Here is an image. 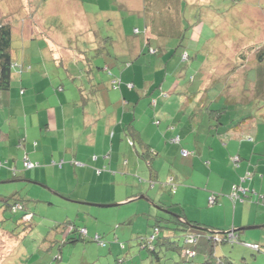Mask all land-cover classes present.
Listing matches in <instances>:
<instances>
[{"label":"rangeland","instance_id":"1","mask_svg":"<svg viewBox=\"0 0 264 264\" xmlns=\"http://www.w3.org/2000/svg\"><path fill=\"white\" fill-rule=\"evenodd\" d=\"M95 1L93 0L92 11L96 9ZM181 1V23L187 30H191L188 29L190 26H201L199 28V37L196 40L189 39V36L184 39L181 37L175 38V40H172L174 42L172 50L174 49L177 54L172 52L169 56L159 51L157 54L152 55L148 53V49L142 47L139 59L151 64L150 68L153 67L152 62H154V68L152 71L147 68L137 82L130 81L133 84L129 83L132 88L134 85L135 92H147V89L154 81V77L156 86H164L161 90L166 98L158 99L157 108L164 106V110L167 113V117L165 115L166 119L164 116L158 117L154 114L152 116L145 112L147 109L150 112L155 110L149 108L148 97H142L138 101V109L140 108L142 113L141 119L138 120L139 126L147 135V139L159 144V146L158 144L155 145L158 147V151L163 153V158L156 157L153 161V168L164 169L153 185L149 182L148 176L143 178L141 174L131 172L125 188L126 173L114 176L112 180L113 191L114 193L121 192L117 197L124 199L123 194L130 191L134 198L137 196L143 197V195L146 198L143 197L117 207L102 209L86 207L90 212L92 210L95 212L96 225L105 230L103 235L105 234L107 239L103 237L102 240L106 242V245L107 242L113 241L116 236L119 241L125 244V252L129 250L131 254L124 256L121 253L123 251H120V253L116 252L109 255V245L106 248H101L91 241H79L73 245L67 244L59 250L58 244L60 245L61 243V236L59 235L60 238L57 239L58 236L56 237L57 234L56 232L54 233L56 230L54 226L67 220L75 222L80 228H83L86 224L95 225V223H90V220L87 219L88 214L77 212V208H84V205H76L78 204L76 202H74L76 203L74 205L69 204L68 201L72 202L73 200H66L60 197L46 186L45 188L40 186L37 188L27 183L19 182L0 184V198L14 197L23 201L24 208L33 215V218L24 227L21 223L16 222L20 218V212L15 215H12L9 209L4 212V220L0 222L2 229L0 230V264H196L199 260L200 264H203L204 260H201V254H197V257L193 260H186L185 262L179 257L178 253L171 251L166 252L167 254L157 263L154 257L146 250H139L135 245L137 237H147L152 234L156 223L160 227L166 228L162 232L168 233L170 230L167 228L172 229L174 227L172 223L173 215L178 213V209L179 211L181 210V207L169 204L172 202L171 197H173V194L171 190L173 185L167 181V170L170 169V160L172 158L170 156L166 157L169 151H165V146L167 143L170 149L172 144H169L167 139L162 137L163 134L161 132H159L158 139L154 138V132L161 128L154 125V123L156 121H160V124L168 123L178 128V130L180 129L177 134H180V131L183 130L181 132V142L184 140L183 149L193 152L195 157L198 155V146L199 148L205 147L207 154L212 153L216 156L219 168L215 169V173L220 177L219 179L212 177L209 184L204 183L202 185L197 174L193 178V181L195 180L196 182L194 183L195 187L207 191L209 196L211 194L216 195V202L213 203L215 207L219 206L223 196H225L223 190L226 187L227 179H224V177L238 173L239 168L243 169V167L250 169L252 173L256 159L260 160L259 165L263 167L264 125L261 123L264 122V99L254 96L252 88L253 80L257 74L253 52L264 43V0ZM77 2V0H0V19L5 18L6 20V15H9V22L13 27L11 49L14 60L21 61V64L25 65H21L22 67L27 68L30 65L32 69L33 65L30 59H42V56L36 50L44 46V39L34 40V37L38 36L37 32L39 29H57L58 36L64 38L65 43L71 44L75 48L80 45L82 47L85 45L99 47L96 41L92 42L90 39L92 35L87 33L88 30L85 28L87 19L80 17ZM90 2L91 0L87 4H90ZM22 3L26 4L25 7L28 9L22 8ZM31 4L33 10L30 12ZM114 6L116 7V5ZM32 12L35 14L33 19L30 17ZM166 12H170V10H166ZM108 15L113 16V14ZM114 17H117V15L114 14ZM126 21H129V19L127 18ZM87 25L89 24L87 23ZM97 28L102 35L105 31H108L111 35L113 33V26L106 28L105 25L101 27L97 23ZM74 31L78 34H83V37L77 38L70 35V33L75 34ZM30 34L34 35L32 36L33 40L27 38ZM112 36L116 44L107 45V49L114 54L118 41L114 35ZM74 37L80 45L77 44ZM137 38L142 44L141 36L138 35ZM85 39H87L88 44ZM100 42L102 43L101 40ZM149 47L155 49L157 43L155 41L151 42ZM182 47L188 51L190 59L187 62L181 59V55L179 59ZM88 55H93V53H88ZM194 55H196V58L191 60ZM71 59H73V56ZM118 59L119 63L115 59L113 62L118 69L122 70L127 69L126 65L128 66V64L129 68L137 67L135 69H139L141 64L130 59V57ZM103 60H105L107 67L113 65L112 61H109L108 57L104 56H101L98 63L102 64ZM47 66L54 73L57 71L59 73L61 70L50 65ZM179 69H185L179 76V88H172L170 91L171 82L175 81L171 76H176L180 71ZM41 72L44 71L42 70ZM114 74L118 77V70H114ZM109 79V76L104 75L103 82L104 80L105 82L102 86L107 87L109 92H114L115 90L108 89ZM66 83L68 84V82ZM122 83L124 82L122 81ZM126 84L124 83V85ZM155 90L153 88L149 91L154 94ZM66 92L72 91L67 88ZM170 93L172 94L170 95ZM156 96L158 97V94H155L153 98ZM221 109H225V111L218 117L220 122H217L216 118ZM1 110L5 111V109ZM246 117L247 119L243 121ZM236 122H240V131L242 130V133L237 138H234L231 134L232 132L228 131V127H231ZM214 126H218L217 130H215ZM121 141V157L130 154V149L135 157L134 148L124 135L121 137ZM241 143L244 146H240ZM253 144L257 147L256 151H261L256 154L255 160L253 158ZM134 147L137 151H140L137 143L134 144ZM179 150L180 146H178L177 151L179 152ZM97 156L102 157V155ZM143 163L141 162V164ZM207 163L208 161L204 164L207 165ZM93 169L97 170L94 167ZM250 172L239 178V184L250 180ZM174 187H176L175 183ZM117 203L120 202H113L107 205ZM179 203L188 214L202 212L198 210V207H200L198 197H185L180 199ZM158 205L169 206V214L159 210ZM202 213L204 218L211 222L219 220V216H214L208 211ZM221 218L222 223H224L223 217L220 216ZM3 230L13 233L15 236L9 234L3 236ZM49 232L50 235H48ZM122 232L126 234L125 236H128V239L133 240H128V243L124 242L120 235ZM171 232L173 239L176 240V243H179L181 241V232ZM253 232L256 231L251 230L245 233L253 234ZM198 236V245L200 247L206 237L204 235ZM55 239L59 243L50 247L49 241ZM243 241H246L247 244H252V240ZM261 245H264V239ZM222 246L227 248L228 252L234 253L237 261L235 264H261V259L264 257V251L260 252L263 254L262 257L260 253L253 252L250 249H242L244 248L243 246L240 248L242 250L239 251L240 249L235 247L240 246L239 244L234 247L228 244H223ZM220 247L221 244L217 245V249ZM207 249L209 251L210 246ZM56 257L59 260H55ZM119 260H122V263H119Z\"/></svg>","mask_w":264,"mask_h":264},{"label":"crops","instance_id":"2","mask_svg":"<svg viewBox=\"0 0 264 264\" xmlns=\"http://www.w3.org/2000/svg\"><path fill=\"white\" fill-rule=\"evenodd\" d=\"M77 1L80 17L87 19L85 28L88 30L87 33L92 35L90 37L92 42L98 41L97 43H101L100 39H107L105 49L109 55L106 57H108L109 61H112L113 65L111 66H117L113 62L114 59L119 63L118 58L126 57L141 63L139 69H135L137 67L129 68L128 64V66L126 65L128 68L125 70H118L117 67L111 68L110 65L107 67L105 64L103 73L107 74L108 72L109 75L111 74L110 76L106 75L110 79L115 76L114 70H121L120 77L124 83L137 82L143 76L145 70L150 68L151 64L139 59L141 48H146L144 39L150 40V42L155 41L158 51L164 52L167 56L172 52L173 54L175 53L174 49L172 50L174 42L169 40V37H165L166 34H163V32L178 23L184 28L181 23V0H113V3H109V6L106 4L108 0H96V9L94 11H92L93 0H91L89 6L84 5L89 0ZM166 10H170V12L165 13ZM108 14H113V16ZM114 14L117 17H114ZM127 18L129 21H126ZM163 19L165 20L162 21ZM97 23L100 26L105 25L106 28L113 26L112 35L118 41L114 54L107 49V45L116 44L113 36L108 31H105L102 35L97 28ZM134 30H137L138 34L135 35L133 33ZM74 33H70V35L79 38L83 37L81 33L78 34L76 31ZM189 33L191 40H196L199 36L194 27L191 28ZM37 35L34 40L44 39V46L36 50L42 56V59H30L33 65L32 69L30 65L22 70L15 67L10 76L9 90L0 92V108L5 109V111L0 109V161L6 164V167L0 168V184L23 182L37 188L38 186L44 188L46 186L60 197L66 200H73L72 202L68 201L69 204L78 203L76 205H84V208H77V212L88 214L87 219L90 220V223H95V225L86 224L83 228L86 229L89 236L101 235L105 230L96 225L95 212L93 210L90 212L86 207L92 209L117 207L107 204L113 202H120L117 204L130 203L142 197L137 196L134 198L132 192L129 191L123 194L124 199H120L117 195L121 194V192L114 193L112 180L114 176L123 175L124 172L126 173L125 188L131 172L139 173L143 178L148 176L149 180V172L146 166L141 164L137 156H133L131 149L130 154L121 157V137L124 135V125L130 122H132V125L135 123V128L138 131L140 130L141 140L149 147L155 146L154 148L158 150L155 145L158 143H153L147 139V135L139 126L138 120L141 119L142 113L141 109H138V101L142 97H148L149 102L150 98L158 94L159 92L157 91H160L164 86H156L154 75V81L147 89V92H135L134 85L133 88L129 89L127 84L124 85V83H121L118 90L114 92H109L107 87L101 86L97 95L99 105L95 106L90 101L82 107L77 102L79 92L73 85V79L75 75L77 76V64L75 63L80 57L77 49L72 47L71 44L65 43V39L58 36L57 29H39ZM106 35H109V37ZM138 35L142 38V44L137 38ZM32 36L34 35L30 34L27 38L33 40ZM74 40H76L75 37ZM85 40L87 41V39ZM102 43L100 46L104 48ZM184 51L187 50L185 48L180 49L179 59ZM102 53L104 54L105 50H102ZM72 56L73 59H71ZM13 62L16 65H19V63L23 65L21 61L14 60V57ZM47 65L61 70L59 73L58 71L56 73L51 72ZM152 66L150 68L151 71L154 68V62H152ZM42 70L44 72H41ZM182 71H185V69L180 70L176 76H171L175 81L171 82L170 91L172 88H179V76ZM66 87L72 92H66ZM153 88L156 90L154 94H151L149 90ZM158 99L159 97L156 98V106H158ZM145 112L152 116L153 114L158 117L164 116L165 119L167 117L163 105L156 108L154 112H150L149 109ZM261 124L264 125V122ZM160 126L161 128L153 134L155 139L159 138V132L161 134L163 132L162 137L164 139L172 136L173 133L171 131L168 132L167 129L171 125L161 123ZM240 128L241 126L229 132H232V136L237 138L242 133ZM165 131L166 133L164 134ZM182 131H180V134ZM180 144L172 145L169 149V156L172 159L170 160L171 167L168 171V180L172 178L176 184V187L171 190L173 197H171L172 202L169 204L181 207V210L179 211L178 209L176 214L180 215L182 219L207 227L209 232L213 230L225 232L234 229L239 234L238 238L240 241L252 240V244L259 245L261 250L264 251V245H261L264 239V207L255 202L254 195L252 196V201V198L249 197L252 193L244 198L245 202L243 203L231 201L228 197L234 184L240 186L243 191L264 196V165L263 167L259 165L260 160L256 159L252 173L250 169L243 167V169L239 168L238 173L224 177V179H227L226 187L223 190L225 196H223L219 206L210 207L208 206L209 193L199 187H195L194 183L196 182L195 180L193 181V178L197 174L202 185L204 183L209 184L212 177L219 179L220 177L215 173V169L219 168L216 156L212 153L207 154L205 147L199 148L198 146V155L196 157L183 158L177 149L178 146H180V149L183 148L184 140L180 141ZM255 144H253V158L256 157L258 152H261L260 150L256 151L257 147ZM240 146H244V144L241 143ZM132 147L134 148V146ZM160 154L157 152V156H160ZM24 155L32 162L39 163L40 166L26 171L21 170V161ZM97 155H102V157ZM123 159L124 161H122ZM59 161L65 162L61 168L51 165V162ZM206 161H208L207 165L204 164ZM12 167L16 168L19 176L25 180L12 181L14 177L12 175L14 171L10 169ZM93 167L97 170L93 169ZM247 172L251 174L250 180L239 184V178ZM159 175L158 173L157 178ZM198 184L201 185L200 183ZM143 197L146 198L144 195ZM185 197H198L200 201L198 210L202 212L208 211L214 216L217 215L219 220L211 222L204 218L202 212L188 214L179 203L180 199ZM158 209L160 210L161 208ZM220 216L223 217L224 223H222ZM251 230L256 232H253V234L245 233ZM57 234L61 235L60 231ZM59 235H56V237ZM120 235L125 237L126 234L122 232ZM235 247L237 249L242 248L241 246ZM206 248L207 245L205 247V244L201 243L197 250L198 254H201L200 258L202 261L208 254ZM212 252L215 257H228L227 260L229 262L232 264L237 263L234 253L228 252V249L222 245L218 249L217 245L214 246ZM260 254L262 257L263 254ZM196 264H200V260ZM261 264H264V257L261 259Z\"/></svg>","mask_w":264,"mask_h":264},{"label":"trees","instance_id":"3","mask_svg":"<svg viewBox=\"0 0 264 264\" xmlns=\"http://www.w3.org/2000/svg\"><path fill=\"white\" fill-rule=\"evenodd\" d=\"M108 1H106L107 6H109V3L110 4L113 3V0H108ZM25 5L26 4L22 3L21 7L28 9L27 7H25ZM84 5L89 6V4L87 3H84ZM32 10L33 8L31 4L30 12ZM34 16L35 14L34 12H32V14L30 15L31 19H33ZM6 18H7L6 20L5 18L0 19V92H6L9 90L10 76H11L12 70L15 67L19 68L20 70L24 69V67H22L20 64L16 65L13 62L12 49H11V42L13 39V27L11 23L9 22L10 21L9 15H6ZM164 20L165 19H163L162 21ZM191 28L193 27L192 26H190V28L188 27V29H191ZM194 28L195 30L197 29L196 31L198 32V35H199L200 34L199 28H201V26L199 27L198 25H194ZM188 31L190 32V30H187V28L185 27L183 28L182 25L178 23L177 25H172L168 29L164 30L163 34H166L165 37L167 38L169 37V40H175V38H179V37L184 39L189 36L190 33ZM133 33L136 35L138 34V31L134 30ZM106 36L109 37V35H106ZM100 40L103 42L102 44H104V48L100 45L97 48H92L91 45H87V46L85 45L82 47L78 43V41L75 40L77 44L80 45L79 47L75 48L77 49L80 57H78V60L75 63L77 64L76 66L77 76L75 75L73 79V85L79 92L78 93L79 97H78L77 102H79L82 107H84L90 101H92V103L95 106L99 105V101L97 100L98 90L104 83L103 82L104 75H107V74L109 75L108 72L107 74L103 73L104 65L106 63L105 60H103V62L101 61L102 64L98 63L99 59H101V56L106 57L107 55H109L108 52H107L108 54L106 53L107 50L105 49L106 47L105 44L107 43V39L104 38V40L103 39H100ZM149 43H151L150 40L144 39V44L146 46V49H148V53L152 55L157 54L156 52L159 49L157 48L154 49V48L149 47L150 46ZM179 46H181V44H179ZM102 50H105V53H104L105 55L102 53ZM88 53H93V55H88ZM253 54L255 55L254 61H255V68L257 70V74L255 75V79L253 80L252 91H253L254 96H258L264 99V43L258 49L254 50ZM194 58H196V55H194V57H191V60ZM181 59H183L184 62H187L190 59L187 51H184L181 54ZM111 68H116V67L111 66ZM117 75L118 77H116L115 75L113 76L114 78L112 77V79H109L108 88L113 89V90H116V89L118 90V88L120 87V84L122 83V80L120 77L121 70L118 71ZM127 87L130 89L132 86L129 84L127 85ZM158 94H159L158 96L159 98L166 97L165 95H163V92L161 89ZM158 97L150 98L148 103L151 109L157 108L156 98ZM233 102H236V101H233ZM233 102H230V103H233ZM224 111L225 109H221L218 112V115L216 118L217 122H220L218 117L222 113H224ZM246 119L247 117L244 118L243 121ZM134 124L132 125V122H130L129 124L124 125L123 127L124 136L126 137L128 142H130L132 146H134L135 143L138 144L140 151H137L135 149L134 150L135 155L138 157L139 161H141L142 163L143 162L145 163L143 164L146 166L149 172V182L151 183V185H153V183H155V181L157 180V174L159 173L161 175V171L164 169V168L154 169L153 161L156 159V157L159 156V155L157 156V152L161 153L158 158H163V153L161 151H158L159 149L158 150L155 149L154 148L155 146L149 147V145L145 144L140 138V135H139L140 130L138 131L135 128ZM154 125H156L157 127L158 126L161 127L160 121H156ZM239 126H240V122H236L233 125H231V127L230 126L228 127V131L235 130ZM214 127H215V130H217L218 126H214ZM167 129H168V132L171 131L173 133L172 136L167 139L168 143L172 145H179L181 141V134H177V131H179L180 129L178 130V128H175L172 125L168 126ZM165 133L166 131L164 132V134ZM168 147L169 146L166 143L165 151L166 152L169 151L170 153V150ZM179 151H180V155L183 158H189V157L191 158V156L192 157L194 156L193 152H188L184 150L183 148H181ZM169 153L166 155V157L169 156ZM26 162L31 163L33 165L31 169L40 166L39 163L32 162L31 160L27 158L26 155H24L21 161V170H24V171L29 170L24 166V163ZM64 163H65L64 161L51 162V165L61 168ZM72 163L75 164V162H72ZM4 167H6V164L0 161V168H4ZM10 169H13L14 171L12 174L14 176L12 181L25 180L21 176H19L18 170L16 168L12 167ZM169 170H167V173ZM250 177L251 175L249 176V178ZM168 183L173 185V188H175L172 178L168 180ZM8 184H11V183H8ZM250 194H251V196H249L250 198H252V196L254 195L255 202L258 205H261L262 207H264V196H261L258 193L253 194V192L243 191V189L238 185H235V186L232 185L231 192L228 197L231 201L243 203L245 202L244 198ZM211 198H213L214 200L213 203H215L216 202L215 200L217 197L215 194H211V196L208 197V206L210 207L214 205L213 203H209V200ZM252 201H253V198H252ZM159 208H161L162 211H166V210L168 211V206L160 205ZM7 209L10 210L12 215H15L20 212V218L17 219L16 222L21 223L22 225H24V227H26V224L30 223V221L33 218V215L24 208L23 201L19 199H15L14 197L0 198V222L4 220V212ZM173 216L174 218L172 220V223L174 224V227L172 229L167 228L168 230H170L168 231V233L162 232V230L166 228L160 227V225L156 223L155 226L153 227V232L151 235L147 237H137L136 238L135 245L138 247V249L146 250L152 257H154L157 263H159L162 257L165 254H167L166 252H170V251L178 253L179 257L185 262L186 260H193L194 258H196L198 254L196 250L199 247L198 245L199 236L198 235H204L206 237L203 242V244H205V247L206 245L207 247L210 246V250L208 251L207 256L204 258V261L202 262L203 264H232L231 262H229V260H227L228 257L221 258V257H215L213 255L212 250L214 246L219 245V244L221 245L228 244L230 246L239 244L241 247L243 246L244 248L250 249L253 252L260 253L262 251L260 246L257 244H247V242L240 241L238 238L239 234L235 232L234 229L230 231H225V232L224 231L218 232L217 230L216 231L213 230L212 232H209L208 228L205 226L182 219V217H180V215L178 214L173 215ZM54 229H56L54 231V233L56 232V234L58 231H60L61 243L59 245L58 244L59 242L57 240L60 238V236H58L57 239L53 241H49V243H50V247L54 246L55 244H58L59 250L64 245H67V244L73 245V244L78 243L79 241H82V242L91 241L92 243H96L101 248H106L109 245L110 246L108 248L109 255L115 254L116 252L120 253V251H123L121 253H123L124 256H129L131 254L129 250L125 252V247H126L125 244L119 241V239L116 236L114 237L113 241H111L110 243L107 242V245H106V242L102 240L103 237L106 238L105 234L104 235L96 234L94 236H89L87 234L86 229L80 228L79 226L75 224V222L66 221L65 223L57 224V226H54ZM0 230H2L1 227H0ZM171 231L181 232V241L179 243H176V240L173 239V234ZM8 234L14 235L13 233L4 231L3 236L8 235ZM48 235H50V232L48 233ZM121 237L124 240V242H127V243H128V240H133V239H128V236L124 237L121 235ZM250 245L255 246V248H251ZM55 260H59V258L56 257ZM119 263H122V260H119Z\"/></svg>","mask_w":264,"mask_h":264},{"label":"built area","instance_id":"4","mask_svg":"<svg viewBox=\"0 0 264 264\" xmlns=\"http://www.w3.org/2000/svg\"><path fill=\"white\" fill-rule=\"evenodd\" d=\"M24 166L27 168V169H31L32 167H33V165L31 164V163H28V162H26V163H24ZM235 189V188H234ZM213 198H211L210 200H209V203H213ZM231 238V237H230ZM250 247L251 248H255V246H251L250 245Z\"/></svg>","mask_w":264,"mask_h":264},{"label":"water","instance_id":"5","mask_svg":"<svg viewBox=\"0 0 264 264\" xmlns=\"http://www.w3.org/2000/svg\"><path fill=\"white\" fill-rule=\"evenodd\" d=\"M141 198H143V197H140L139 199H141ZM125 203H128V202H125ZM124 203V204H125ZM119 205H122V204H114V205H112V206H119ZM161 210V209H160ZM162 211V210H161ZM164 212H166V211H164ZM166 213H169V212H166ZM245 229H251V228H245Z\"/></svg>","mask_w":264,"mask_h":264}]
</instances>
